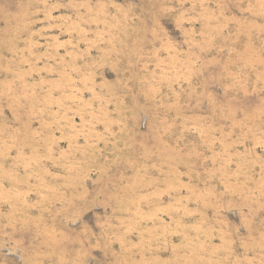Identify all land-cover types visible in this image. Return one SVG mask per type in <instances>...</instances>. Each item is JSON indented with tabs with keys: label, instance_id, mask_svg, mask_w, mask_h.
<instances>
[{
	"label": "rangeland",
	"instance_id": "1",
	"mask_svg": "<svg viewBox=\"0 0 264 264\" xmlns=\"http://www.w3.org/2000/svg\"><path fill=\"white\" fill-rule=\"evenodd\" d=\"M0 264H264V0H0Z\"/></svg>",
	"mask_w": 264,
	"mask_h": 264
}]
</instances>
